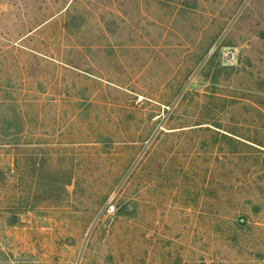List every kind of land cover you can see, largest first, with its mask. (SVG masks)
I'll return each mask as SVG.
<instances>
[{
	"label": "rangeland",
	"instance_id": "374dc122",
	"mask_svg": "<svg viewBox=\"0 0 264 264\" xmlns=\"http://www.w3.org/2000/svg\"><path fill=\"white\" fill-rule=\"evenodd\" d=\"M0 264H264V0H0Z\"/></svg>",
	"mask_w": 264,
	"mask_h": 264
}]
</instances>
